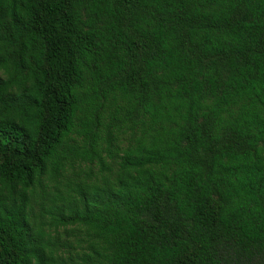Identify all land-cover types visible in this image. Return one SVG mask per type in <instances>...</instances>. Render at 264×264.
Segmentation results:
<instances>
[{"label":"trees","instance_id":"1","mask_svg":"<svg viewBox=\"0 0 264 264\" xmlns=\"http://www.w3.org/2000/svg\"><path fill=\"white\" fill-rule=\"evenodd\" d=\"M0 264H264V0H0Z\"/></svg>","mask_w":264,"mask_h":264}]
</instances>
